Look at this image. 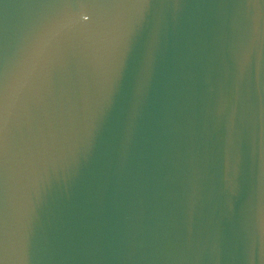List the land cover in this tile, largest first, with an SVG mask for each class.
<instances>
[{"label": "water", "instance_id": "95a60500", "mask_svg": "<svg viewBox=\"0 0 264 264\" xmlns=\"http://www.w3.org/2000/svg\"><path fill=\"white\" fill-rule=\"evenodd\" d=\"M0 264H264V0H0Z\"/></svg>", "mask_w": 264, "mask_h": 264}]
</instances>
